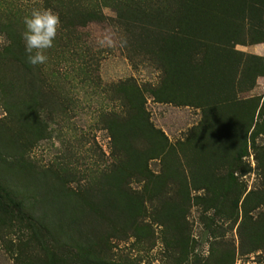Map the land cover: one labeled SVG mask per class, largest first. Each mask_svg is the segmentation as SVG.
Listing matches in <instances>:
<instances>
[{"label": "trees", "instance_id": "1", "mask_svg": "<svg viewBox=\"0 0 264 264\" xmlns=\"http://www.w3.org/2000/svg\"><path fill=\"white\" fill-rule=\"evenodd\" d=\"M44 1L58 13L61 31L75 28L88 19L103 20L100 10H86L79 0ZM111 1L115 2L118 23L124 25L130 36L144 33L145 44L149 46L142 50L161 71L159 86L151 90L153 97L158 102L200 108L201 118L186 139L175 147L150 122L142 90L129 79L117 82L116 90L124 110L120 115L114 114V118H107V128L112 155L118 165L109 171L110 174L106 173L107 177L115 179L114 185L103 182L102 191L120 194L117 195L120 209L115 214L120 234L130 232L137 237L140 231L146 235L152 231L150 223L137 224V208L142 216H156L159 220L152 217L153 222L170 228L173 235L171 258L176 264H210L207 258L201 261L194 253L195 243L189 235L186 215L194 200L204 209L222 206L221 210L225 208V212L234 216L245 191L239 176L252 172L253 167L242 158L248 141L254 144L255 137H264V97L239 98L238 94L252 89L257 77L264 76V57L235 47L264 42V0ZM132 29H135L134 34ZM9 40L3 48L4 56L0 53V57L8 62L4 70L11 72L9 76L0 72V85L5 97L16 92L13 81L17 88L23 83L21 86L27 89L18 104L19 121L25 123L37 106L39 92L32 80V67L26 60L25 44L14 33ZM20 68L25 72V79L19 73ZM138 135L145 138L147 146L132 142ZM172 153L178 157L175 161L172 157L171 161L165 158ZM154 159L162 161V172L149 170V162ZM254 168L260 176L261 187L247 192L241 203L244 204V229L248 221L253 222L247 237L250 252L258 249L259 244L264 246V148L257 153ZM131 179L142 183L140 191L127 187ZM168 183L176 186L177 192L168 204L167 219L161 221L160 215L167 205L162 187ZM191 191L202 194L191 198ZM19 198L18 191L7 193L0 185V226H8V221L9 226L11 221L25 224L31 235L30 241L17 245V264H132L124 258L113 257L107 238L96 237L95 229L93 234L87 230L94 217L92 207L93 214L85 207L69 206L67 201L61 200L64 199L62 194L51 201L55 208L50 210V215L55 224L58 223L52 230L56 234L74 236L79 243L75 248L80 254L71 251L70 255L66 250L64 255L60 254L58 243L52 248L45 245L32 222L37 218L36 208L31 207L32 212L26 210ZM124 207H127L126 212L122 211ZM259 207L262 215L253 220L249 213ZM148 209L151 215H146ZM86 211L89 213L85 214ZM110 211L109 202L105 201L100 217L106 228L114 224ZM218 245L219 242L212 250ZM229 253L225 249L220 255L228 257ZM192 257L194 260H190Z\"/></svg>", "mask_w": 264, "mask_h": 264}, {"label": "rangeland", "instance_id": "2", "mask_svg": "<svg viewBox=\"0 0 264 264\" xmlns=\"http://www.w3.org/2000/svg\"><path fill=\"white\" fill-rule=\"evenodd\" d=\"M79 2L86 10H100L103 20L88 19L75 28L65 31L59 29L54 47L46 53L47 63L31 66L32 80L38 88L39 99L25 123L19 121L21 112L18 104L19 98L25 96L27 89L21 86L23 83L17 88L13 81L16 92L5 97L0 85V185L7 193L18 191L26 210L32 212L31 207L36 208L34 215L37 218L32 222L46 246L52 248L54 243H58L60 254L65 255L66 250H69L70 255L71 251L79 253L75 248L79 243L74 236L56 234L52 230L55 219L50 215V210L55 207L51 201L62 194L64 199L61 200L64 203L67 201L69 206L77 209L85 207L90 212L93 209L92 225L87 230L93 234L95 229L96 237L107 238L110 254L117 260L121 257L120 260L124 258L132 264H176L171 258L173 235L170 228L166 229L153 222L152 217L155 221L159 219L151 215L150 209L146 215L151 216H142L137 208L135 212L137 224L150 223L152 231L149 235L140 231L141 235L134 237L130 232H118L120 223L115 214L120 209L117 196L120 194H105L102 191L103 182L114 185L115 179L107 177L106 173L112 172L118 165V160L112 155L107 118H114V114L120 115L124 110L116 86L117 82L126 79L142 90L144 108L150 122L175 147L198 124L201 110L189 105L158 102L153 97L151 90L159 86L161 71L145 50H142V47L149 46L145 44L144 33L141 36L140 32L130 36L124 25L118 23L114 11L115 2ZM121 7L123 9V5ZM33 8L51 7L44 0H0L1 55L13 33L24 43L21 38V33L25 30L23 20ZM132 31L134 34L135 29ZM235 48L264 57V42L236 45ZM6 66L8 62L0 57V72L9 76L11 71L4 70ZM19 73L25 79L22 68ZM254 96L264 97V76L257 77L252 89L238 94L239 98ZM132 142L141 147L148 144L139 135ZM263 148L262 135L254 138V144L248 141L242 161L253 169L251 173L239 176L245 185V191L234 216L225 212V208L224 211L221 210L222 206L220 209H204L201 204H195L192 200L186 221L189 235L195 243L194 253L199 260L205 261L207 258L210 264H264V246L259 244L255 251L248 250L250 240L247 237L250 235L249 226L253 222L248 221L244 229V204H241L247 192L261 187L260 176L254 167L256 155ZM171 157L175 161L177 155L165 158L171 161ZM148 167L152 173L162 172V161L154 159L149 162ZM127 187L140 191L142 183L131 179L127 182ZM175 187L171 183L162 187L167 205L160 215L161 221L167 219L168 204L177 192ZM200 194L201 191H191L190 196L192 198ZM1 200L7 203L6 199ZM105 201L109 202L114 223L108 228L100 217ZM122 211L126 212L127 207ZM262 211L259 207L249 214L253 220H258ZM10 223L11 226L9 221L8 226H0V264H17V245L21 241H30L31 237L25 224L14 221ZM82 236L85 240L88 239L85 235ZM218 242L217 249L213 251L212 247ZM225 249L230 252L228 257L220 255ZM190 260H194V257Z\"/></svg>", "mask_w": 264, "mask_h": 264}, {"label": "clouds", "instance_id": "3", "mask_svg": "<svg viewBox=\"0 0 264 264\" xmlns=\"http://www.w3.org/2000/svg\"><path fill=\"white\" fill-rule=\"evenodd\" d=\"M25 30L21 38L25 44L26 60L36 67L47 63V51L54 47V41L61 27L58 13L51 8H33L23 20Z\"/></svg>", "mask_w": 264, "mask_h": 264}]
</instances>
